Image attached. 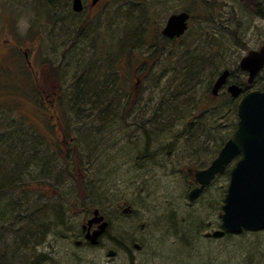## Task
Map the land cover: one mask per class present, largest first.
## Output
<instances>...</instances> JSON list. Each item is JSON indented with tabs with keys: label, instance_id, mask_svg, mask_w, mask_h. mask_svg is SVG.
Segmentation results:
<instances>
[{
	"label": "rangeland",
	"instance_id": "rangeland-1",
	"mask_svg": "<svg viewBox=\"0 0 264 264\" xmlns=\"http://www.w3.org/2000/svg\"><path fill=\"white\" fill-rule=\"evenodd\" d=\"M72 1L0 0V264H264V230L213 235L234 164L188 198L189 169L238 124V99H211L218 75L264 89L237 70L263 43L264 0H109L83 30ZM183 11L188 31L165 40ZM106 74L103 104L78 107L79 79ZM94 209L110 222L98 246Z\"/></svg>",
	"mask_w": 264,
	"mask_h": 264
},
{
	"label": "water",
	"instance_id": "water-1",
	"mask_svg": "<svg viewBox=\"0 0 264 264\" xmlns=\"http://www.w3.org/2000/svg\"><path fill=\"white\" fill-rule=\"evenodd\" d=\"M100 0H94V3ZM82 0L73 1V10L81 12ZM190 14L182 12L172 15L163 30L167 38H179L188 30ZM244 71L250 73L249 82L264 67V46L259 51H250L241 61ZM229 71L226 70L217 80L213 93L217 94L226 84ZM234 97L242 93V88L233 85L229 88ZM238 128L229 139L218 157L204 170L196 171L194 177L199 184L190 192V200L195 201L202 192L223 174L227 167L237 161L231 171V179L224 199L221 229L213 233L219 238L229 234H241L246 231L264 230V91L253 90L244 95L238 105ZM98 228L91 232L93 226ZM109 223L105 221L100 210L93 212L83 229H88L87 240L93 245L100 244V238L107 232ZM114 252H111V256Z\"/></svg>",
	"mask_w": 264,
	"mask_h": 264
},
{
	"label": "flooded vegetation",
	"instance_id": "flooded-vegetation-1",
	"mask_svg": "<svg viewBox=\"0 0 264 264\" xmlns=\"http://www.w3.org/2000/svg\"><path fill=\"white\" fill-rule=\"evenodd\" d=\"M93 1H94V0H82V4H83V9H82V11L79 12V13H78V12H77V13L74 12L75 15L80 16V15L85 14V13H86V10L89 9L90 16L87 17V18H85V17L82 18V19L84 20V25H82V27H81L80 30L90 28L89 25L93 22V20H94L95 17L99 14V12L101 11V9H102V10L104 9L105 5L108 3L109 0H100V1L97 2V3H94ZM102 7H103V8H102ZM183 12H184V11H183ZM93 13H94V14H93ZM180 13H182V12H180ZM262 13H263V17H264V11H263ZM175 14H178V13H175ZM172 15H174V14H172ZM172 15H171V16H172ZM171 16H170V17H171ZM260 16H262V15H260ZM170 17H169V18H170ZM190 20H191V15H190ZM190 20H189V23H190ZM86 25H87V26H86ZM165 26H166V25H165ZM165 26H164L163 29L161 30V33H159V34L162 35V37H164V35H163V30H164ZM165 38H166V37H165ZM179 38H180V37H179ZM167 39H168L169 41H174V40H177L178 38H174V39L167 38ZM263 46H264V40H263L262 45H261L258 49L249 50V51L247 52V54H246L244 57H246L250 51H259V50H261V48H262ZM10 57H11L12 60L15 61V62H16L17 60H19L17 54H13V55H11ZM244 57H243V58H244ZM243 58L241 59V61L243 60ZM241 61H240V63H239V67H237V70L241 71V72L243 73V76H244V75L247 76V84H248L249 87H251V86L254 84V82L256 81V79L259 77V75L262 74V73L264 72V67H263L262 70H261V71L255 76L253 82L250 83V82H249V80H250V73L247 72V71H244V70L242 69V67H241ZM112 69H114V68H112ZM122 69H124V70L127 69L128 71H127V72H121ZM132 69H133V66H127L126 68L123 67V68H121L120 71H118V74H119V75H118L117 78L120 80V81H119V84H120V87H122L123 90H125V85H126L125 82H124L123 80L125 79V77H126L127 74H131V70H132ZM141 69H142L143 71L146 70L144 67H142ZM129 70H130V71H129ZM226 70L229 71L228 80H227L226 84L223 85V86L220 88V90L218 91V93H217V94H214V93H213V88H214V86H215L217 80L220 78V76H221ZM123 73H125V76L123 75ZM233 75H234V73H233L232 71H230L229 69H225V70H223V71L218 75V77L216 78V80L214 81V83H213V85H212V88H210V89H211V99H213V100L218 99L219 96L222 94V92H223L224 90H225V92H227V93L229 94V96H230L231 98H233V99H238L237 109H236V112H235V114H236V116H237V118H238L237 110H238L239 102H240L241 98H242L244 95L248 94V93H249L250 91H252V90L247 91V85H245V84H241V83H238V82H235V81L233 82V81L231 80ZM136 78H137V81H138L139 78H138V77H136ZM136 78H135V79H136ZM138 82H139V81H138ZM127 84H129V83L127 82ZM233 85H237V86H239L240 88H242V93H241L238 97H234V96L230 93V91H229V88H230L231 86H233ZM111 87H112V83H109V84H108V88H111ZM253 90H258V89H253ZM263 90H264V89H262L261 91H263ZM109 93H110V92H109ZM53 95H54V98H53V99H60V96H59L56 92H55ZM127 102H129L128 99H127ZM51 105L54 106V107H51V108H54V110H56V109H55V107H56V105H57L56 102H52ZM238 122H239V118H238ZM237 127H238V124H237ZM236 129H237V128H236ZM65 136H66V135H65ZM58 147H59L60 149H62L60 146H58ZM58 153H61V152H58ZM211 163H212V162H211ZM209 166H210V165H209ZM209 166H208V167H209ZM208 167H207V168H208ZM205 169H206V168H205ZM201 170H203V169H201ZM196 171H199V170H194V169L190 168V169H189V175L193 178L195 185L198 186V183L196 182V179H195V177H194ZM96 228H97V226L94 227L93 230L96 229Z\"/></svg>",
	"mask_w": 264,
	"mask_h": 264
},
{
	"label": "trees",
	"instance_id": "trees-1",
	"mask_svg": "<svg viewBox=\"0 0 264 264\" xmlns=\"http://www.w3.org/2000/svg\"><path fill=\"white\" fill-rule=\"evenodd\" d=\"M106 76H107V79H108V75L107 74H106ZM99 82H104V81L102 79H100V78L99 79H97V78L93 79L92 77L86 76V75H84L81 79H79L78 84H83L84 85V86H81L79 88V90H78V92H79L78 95H81V97L83 99V104L85 103V101L87 99L91 98L92 93L93 94L95 93L94 91H101L100 87H99L100 86ZM86 87H90L91 88L90 95H88L89 93L85 92ZM93 88H95V90H93ZM108 90L110 92V89H108ZM86 91H88V90H86ZM108 94H110V93H108V91H106V93L104 95H101L100 98L103 99V98L107 97ZM74 100H76V99H74Z\"/></svg>",
	"mask_w": 264,
	"mask_h": 264
},
{
	"label": "bare ground",
	"instance_id": "bare-ground-1",
	"mask_svg": "<svg viewBox=\"0 0 264 264\" xmlns=\"http://www.w3.org/2000/svg\"><path fill=\"white\" fill-rule=\"evenodd\" d=\"M65 26H67V25H65ZM165 40H168L167 39V37L165 38V36L163 37ZM141 47V46H140ZM139 47V48H140ZM149 53L151 54V55H153L155 52H153V51H149ZM145 69H149V68H147V66H145L144 67ZM109 79V78H108ZM103 80L104 82H102V83H100V86H102V84H103V89H101V91H97V93L95 92L93 95H95L94 96V98L93 97H91L90 99H87L86 101H85V103H89V104H91V106H94L95 105V103H97V104H99L100 102H101V95H104L103 94V92L105 91V89H110V88H108V84L110 83L109 82V80ZM77 89V88H76ZM78 91V90H77ZM98 95V96H97ZM77 96V97H76ZM97 97V98H96ZM75 102H76V104L78 105V107H81L82 106V104H83V99H82V97H81V95H78V92L75 94ZM100 104H103L102 102L100 103ZM191 192V191H190ZM190 192H189V194H188V198H189V200H190V197H189V195H190ZM200 197V196H199ZM198 197V198H199ZM197 198V199H198ZM191 201V200H190Z\"/></svg>",
	"mask_w": 264,
	"mask_h": 264
}]
</instances>
